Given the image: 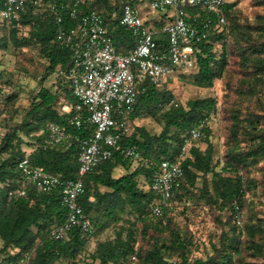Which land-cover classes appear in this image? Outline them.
<instances>
[{
  "label": "trees",
  "instance_id": "16d2710c",
  "mask_svg": "<svg viewBox=\"0 0 264 264\" xmlns=\"http://www.w3.org/2000/svg\"><path fill=\"white\" fill-rule=\"evenodd\" d=\"M27 0L25 7L19 11L16 19L2 20L8 27V38H0V47L7 48L9 42L15 48L36 45L38 52L45 58L46 67L41 82L48 75L58 72L64 79L65 91L64 103L56 108L58 96L45 86H41L33 98L31 107L26 112L23 121L6 133L0 141V239L2 246L0 253L3 257L0 264H18L21 258H29L31 264H54L56 261L68 259L69 264H76V257L83 253L89 243V235H100L112 225H117L126 211L133 213L142 223L139 229L135 221L128 219L129 225L120 224L114 230V236L97 240L94 249L88 254L90 263L87 264H130L132 258H138L141 264H264V241H254L252 229L247 228V240L241 242V230L245 229L242 201L244 197L243 178L238 173L236 166H245L244 155L259 156L264 154V141H258L256 148L246 154L230 153L232 163H228L230 169L222 167V170H231L234 176H224L221 171L213 169V145L209 140L210 129L207 120L216 110V101L212 97L189 100L186 105L174 101L172 93L165 88L170 77L161 85L156 86L147 78L136 76L137 87L141 90L133 104L132 111L127 113L128 127L135 119L146 116L153 119L161 127L156 134L150 133L144 125L134 124L129 129V134L121 137L120 147L125 148L135 145L141 153V158L133 160L125 157L119 150H115L110 158L100 163L92 171L80 175L78 163V148L71 146L68 149L62 147L44 148L47 139L48 123L54 122L71 133L87 134L88 129L77 131L71 124L70 118L73 109L65 111V105H74L76 102L72 90L60 70H65L70 64L71 51L63 46L57 39V24L54 13L49 9H43L46 3L57 7V14L63 18L66 27L75 26L78 18L69 15V9L76 7L78 13L96 10L105 19L107 34L112 37L114 46L119 52L127 53L133 46L132 38L119 24L122 6L129 3L138 7L140 0H41V5H34ZM78 1V4H75ZM148 5V0H143ZM262 4V0H256ZM5 0H0V9L4 7ZM234 3L225 2L223 13L228 19ZM205 14H203V17ZM213 18V16H211ZM144 23L149 24L144 18ZM163 23L155 22L156 28ZM214 26V25H212ZM258 30L264 35V25H258ZM26 29V33L21 32ZM239 36L247 42L246 33L240 30L237 23L228 24L225 28L210 29L208 37L193 48L194 67L191 71H180L179 76L190 75L191 82L204 88L213 86L215 79L224 75L228 65L226 37L228 33ZM155 40L160 48H165L167 38L165 34L158 32ZM237 40L239 38L237 37ZM246 40V41H245ZM221 43L220 52L215 51V45ZM253 53L264 52V44L255 46L247 45ZM245 56V51H241ZM252 73L257 79L264 78V56H256L249 59ZM67 83V85H66ZM205 122L206 137L202 139L206 143L204 149L192 144L187 155L181 161L184 171L180 187L174 192L172 200L179 198L189 188L195 187L199 177L211 173V193L204 188L202 194H207L209 200L216 203L232 219V234L224 235L219 240V247L214 245V252L206 257L189 256V240L177 231H170L171 240L166 243L154 239L147 250L136 247L137 234L145 233L151 226L152 216L149 214L151 205L155 200V194L149 188L152 177L158 171L160 161L174 160L178 157L183 138L186 133ZM252 130H257L250 120ZM231 135L235 137L237 124ZM16 130L34 139V146L29 153L20 147V139L16 136ZM255 131H248L254 139L259 138ZM14 139L16 142L13 143ZM194 142L197 140H193ZM192 141V142H193ZM28 157L30 164L41 167L48 173L63 179L81 178L85 191L79 201L85 214L90 220L92 232L85 234L78 228L73 229L63 239L55 240L50 237V229L60 224L65 219V208L59 202L57 192L43 193L26 185L17 169V162ZM121 166L125 172L115 176L114 168ZM141 176L147 189L139 187L138 177ZM26 187V195L20 196L15 191ZM235 206L243 213L242 225L234 221ZM154 218V217H153ZM169 220V219H168ZM236 225L240 230H235ZM159 231V227L154 226ZM242 243L244 251L248 250L253 257L260 260L245 261L242 259ZM15 250V252H12ZM171 252H176L175 261H169Z\"/></svg>",
  "mask_w": 264,
  "mask_h": 264
},
{
  "label": "built area",
  "instance_id": "2783aa9c",
  "mask_svg": "<svg viewBox=\"0 0 264 264\" xmlns=\"http://www.w3.org/2000/svg\"><path fill=\"white\" fill-rule=\"evenodd\" d=\"M27 0H5L0 9V19H16ZM38 6L41 0H30ZM227 0H148V7L160 14L149 24L139 7L125 3L121 9L119 24L132 38L133 46L127 53L119 52L107 34L103 15L96 10L80 12L76 7L69 9L72 18H78L75 26L66 27L57 14V7L46 3L43 9L54 13L57 24V39L71 51L70 64L60 70L69 81L74 105H65L64 110L73 109L70 124L77 130L88 129L87 134L71 133L59 124L50 122L44 148L71 146L78 148L79 174L84 175L110 158L115 150L133 160L141 158L135 145L120 147L121 137L129 134L126 115L132 111L140 93L136 76L147 78L156 86L180 71H191L194 67L193 48L208 37L211 27L225 28L229 22L223 13ZM75 4H78L76 1ZM203 14L205 16L203 17ZM213 16V18L211 17ZM161 21L156 28L155 22ZM214 25V26H212ZM165 34L167 45L160 48L155 35ZM205 122L190 129L183 138L181 151L174 160H162L157 173L152 177L149 188L155 194L149 214L163 219L171 208L174 192L180 187L184 171L181 161L188 153L193 140L206 137ZM26 185L43 193L57 192L59 202L65 208V219L53 226L49 235L60 240L78 228L85 234L92 232L90 220L79 201L85 186L81 178L63 179L41 167L30 164L27 156L17 162ZM26 195V187L15 191ZM234 221L241 226L243 213L235 206ZM18 264H31L29 258H21Z\"/></svg>",
  "mask_w": 264,
  "mask_h": 264
},
{
  "label": "rangeland",
  "instance_id": "374dc122",
  "mask_svg": "<svg viewBox=\"0 0 264 264\" xmlns=\"http://www.w3.org/2000/svg\"><path fill=\"white\" fill-rule=\"evenodd\" d=\"M234 3L229 16V24L237 23L240 30L246 33L247 42L242 38L228 33L226 37V50L228 65L224 75L220 79H215L210 88L198 87L191 82L190 75L171 76L170 81L165 84L174 98V101L181 105H186L189 100L197 98L212 97L216 101V110L207 120V125L211 131L209 140L213 145L212 166L216 171H221L224 176H234L231 170H222V167L230 169L228 163H232L229 157L230 153L246 154L256 148L258 141H264V78L257 79L252 73L251 62L262 53H253L251 49H246L247 45L259 46L264 44V35L258 30V25H264V0L262 4H257L256 0H227ZM139 9L142 16L148 19L149 23L156 19L160 14L150 11L147 3L143 0L139 2ZM27 28L21 32L26 33ZM0 38H8V27L0 21ZM246 41V40H245ZM215 51L220 52L221 43L215 45ZM245 51V56L241 55ZM45 58L38 52L36 45L28 47L15 48L11 42L7 48L0 47V141L4 135L14 127L19 125L26 112L31 107L32 101L39 88L43 85L58 96L56 108L61 106L65 96L62 89L64 79L59 71L54 72L41 82L46 67ZM67 85V83H66ZM250 120L253 121L257 130L251 129ZM233 123L237 124L235 137L231 135L234 128ZM134 124L144 125L150 133H158L160 125L153 119L141 116L130 123V128ZM248 131H255L259 138L254 139ZM16 136L20 139V147L27 153L35 145L31 136L24 135L20 130H16ZM16 142L14 139L13 143ZM204 149L206 143L202 140L191 143ZM2 154L0 157H5ZM246 164L237 167L238 173L243 178L244 197L242 201V210L244 213L245 229L241 230L240 240H247V228L252 229L254 241H264V154L259 156L244 155ZM124 171V170H122ZM204 177H199L195 187H191L179 198L171 201V208L166 212L163 219H151V226L145 233L137 234L136 247L141 250H147L151 241L158 239L168 243L171 240L170 231H177L190 242L187 246L189 256L206 257L214 252V245L219 247V240L224 235L232 234V225L234 224L223 210L219 209L216 203L209 200L207 194H202L204 188L211 193V173ZM139 187L147 189L142 177H138ZM130 221H135L139 229L142 223L130 211L122 214L117 225L103 231L98 236L89 235V243L83 253L76 257V264L90 263L88 254L94 249L97 240L111 238L114 236V230L118 225H129ZM169 219V220H168ZM237 224V223H236ZM238 225V224H237ZM154 226L159 227V231ZM235 230L239 232V228ZM2 241L0 239V248ZM244 245L242 243V249ZM244 251V249H243ZM15 252V250H12ZM3 254L0 253V260ZM169 261H175L176 252H171ZM242 259L245 261L260 260L258 257L251 256L248 250L242 253ZM71 261L62 259L54 264H69ZM130 264H141L136 257L132 258Z\"/></svg>",
  "mask_w": 264,
  "mask_h": 264
},
{
  "label": "crops",
  "instance_id": "0c3cea01",
  "mask_svg": "<svg viewBox=\"0 0 264 264\" xmlns=\"http://www.w3.org/2000/svg\"><path fill=\"white\" fill-rule=\"evenodd\" d=\"M148 6V5H147ZM149 8V7H148ZM151 11V10H150ZM143 17H144V15H143ZM144 18H146V17H144ZM30 152V151H29ZM29 152H27V153H29ZM122 170H124V171H122ZM125 172V169L124 168H122L121 166H117L116 168H114V171H113V174L115 175V176H118V175H120V174H122V173H124Z\"/></svg>",
  "mask_w": 264,
  "mask_h": 264
}]
</instances>
